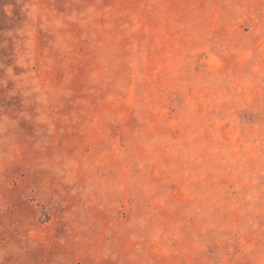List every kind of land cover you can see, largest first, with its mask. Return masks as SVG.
<instances>
[{
  "label": "rangeland",
  "instance_id": "obj_1",
  "mask_svg": "<svg viewBox=\"0 0 264 264\" xmlns=\"http://www.w3.org/2000/svg\"><path fill=\"white\" fill-rule=\"evenodd\" d=\"M0 264H264V0H0Z\"/></svg>",
  "mask_w": 264,
  "mask_h": 264
}]
</instances>
